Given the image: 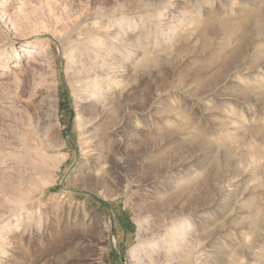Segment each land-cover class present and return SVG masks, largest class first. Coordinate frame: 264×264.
Masks as SVG:
<instances>
[{"label": "rangeland", "instance_id": "1", "mask_svg": "<svg viewBox=\"0 0 264 264\" xmlns=\"http://www.w3.org/2000/svg\"><path fill=\"white\" fill-rule=\"evenodd\" d=\"M0 16V264H264V0Z\"/></svg>", "mask_w": 264, "mask_h": 264}, {"label": "bare ground", "instance_id": "2", "mask_svg": "<svg viewBox=\"0 0 264 264\" xmlns=\"http://www.w3.org/2000/svg\"><path fill=\"white\" fill-rule=\"evenodd\" d=\"M1 16H2V20H9V15L4 11V12H2V14H1ZM0 16V17H1ZM1 22V21H0ZM9 22H11V21H9ZM3 23V22H2ZM12 44H14V42L12 43ZM15 45V44H14ZM15 48H22V51H21V55L19 56V58L21 59V58H29L30 56H31V49H30V45H29V42L27 41V40H21V43H20V46L19 47H17L16 45L14 46ZM37 58H41L40 57V55H38L37 56ZM168 250V249H167ZM170 250V249H169Z\"/></svg>", "mask_w": 264, "mask_h": 264}]
</instances>
